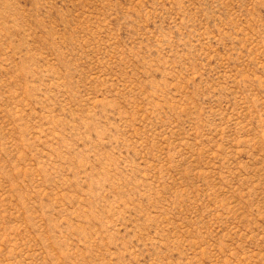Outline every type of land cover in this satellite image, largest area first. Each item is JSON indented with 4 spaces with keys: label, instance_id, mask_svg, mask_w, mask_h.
<instances>
[{
    "label": "rangeland",
    "instance_id": "1",
    "mask_svg": "<svg viewBox=\"0 0 264 264\" xmlns=\"http://www.w3.org/2000/svg\"><path fill=\"white\" fill-rule=\"evenodd\" d=\"M0 264H264V0H0Z\"/></svg>",
    "mask_w": 264,
    "mask_h": 264
}]
</instances>
